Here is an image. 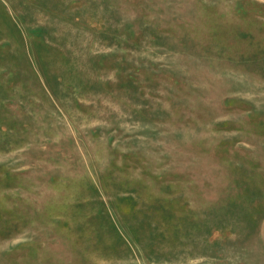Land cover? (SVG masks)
I'll list each match as a JSON object with an SVG mask.
<instances>
[{"label":"rangeland","instance_id":"obj_1","mask_svg":"<svg viewBox=\"0 0 264 264\" xmlns=\"http://www.w3.org/2000/svg\"><path fill=\"white\" fill-rule=\"evenodd\" d=\"M0 264H264V0H0Z\"/></svg>","mask_w":264,"mask_h":264}]
</instances>
